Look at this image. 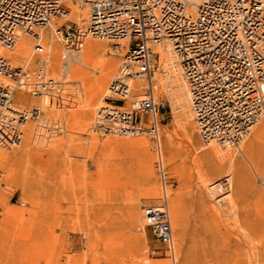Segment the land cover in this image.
Returning <instances> with one entry per match:
<instances>
[{"label": "rangeland", "instance_id": "374dc122", "mask_svg": "<svg viewBox=\"0 0 264 264\" xmlns=\"http://www.w3.org/2000/svg\"><path fill=\"white\" fill-rule=\"evenodd\" d=\"M82 9L88 12L85 5ZM65 24L84 25L66 21L61 26ZM55 32L50 31L55 49L63 52L58 58L41 53L27 60L3 51L13 67L32 74L47 61L49 77L78 84L79 92L74 108L66 109L43 105L26 89L29 98L23 101L21 88L14 91L16 109L38 108L42 114L23 128L19 147H0V264H172L142 221V208L160 206L164 193L151 137L92 131L126 49L86 39L91 47L73 51L55 38ZM30 39L31 52L35 42ZM68 54L78 58L70 60ZM111 59L117 64L101 101L84 118L81 111L91 85ZM164 65L158 60L154 97L162 161L170 180L166 199L176 264H264V117L238 150L207 146L194 119L189 137L182 115L191 106L184 105L169 83L160 86L177 68ZM140 139L149 144L147 151L131 144ZM213 148L220 152L209 154ZM225 175H232L234 186L227 207L219 209L207 187Z\"/></svg>", "mask_w": 264, "mask_h": 264}, {"label": "built area", "instance_id": "2783aa9c", "mask_svg": "<svg viewBox=\"0 0 264 264\" xmlns=\"http://www.w3.org/2000/svg\"><path fill=\"white\" fill-rule=\"evenodd\" d=\"M88 10L84 25L60 26L55 38L79 51L86 39L127 42L118 76L108 85L105 106L99 108L92 130L103 136L133 137L146 133L160 158L157 114L152 91L156 69L153 47L170 44L190 96L199 137L205 144L239 149L241 142L264 116V7L260 0H202L195 12L180 0H82ZM63 0H0V147H17L26 122L42 110L12 108L16 88L44 98L49 106L73 109L75 86L55 82L41 66L33 75L13 67L3 56L31 35L33 52L42 53L40 37L53 17H64ZM149 86L134 105L129 81ZM162 205L142 208L144 226L164 246L172 264L174 240L165 191L170 180L160 159L156 162ZM207 190L211 202L223 207L231 190L228 177Z\"/></svg>", "mask_w": 264, "mask_h": 264}, {"label": "bare ground", "instance_id": "6f19581e", "mask_svg": "<svg viewBox=\"0 0 264 264\" xmlns=\"http://www.w3.org/2000/svg\"><path fill=\"white\" fill-rule=\"evenodd\" d=\"M180 1L185 3L189 7V10L191 12H195L197 6L202 2V0H180ZM260 2L262 3V6L264 7V0H260ZM82 5H85L82 0H63V7H64V9L66 11V14L64 15V17H53L51 19V21L49 22V24L44 29H42L41 31H39L37 33L39 35V37H40V46L43 48L42 54L43 53L44 54L45 53H47V54L49 53L52 56L57 57V58L61 56V53H63V52L59 53V51H57L55 49L54 40L51 37L50 31H53V30L55 31L58 27H60L66 21H70V22L73 21V22H76V23H78L80 25L84 24L85 21L88 18V12L82 9ZM57 18H64V20H57ZM63 26H69V25L65 24ZM77 26H79V25H77ZM44 30H45V32H44ZM18 35H19V41L17 42L16 46L11 51H8L9 54H11V56L16 57V58H20V57L26 56L27 60H31L32 59V55L34 54V52H33V50L30 52V49H31L30 43L32 42V39H30V38H34V37H32L31 35L25 34V33H19ZM93 40H95V39H93ZM98 41L100 42L101 40H98ZM31 45H32V43H31ZM117 45H119L118 48H121V49L125 48L126 49L127 42L125 40L119 41V42H117ZM87 47H91V45H90L89 41L85 40L82 48H87ZM153 53L156 55V68H157L158 60H159V66L162 65V63H163V64H165L164 66H166V69L172 68L173 65H174V67H177L176 70L171 73V75L169 76L168 79H166V78H162L161 79L160 86L162 85V87H163V85H165L166 83H169L172 86L173 89L177 90L176 94L179 95V97H181L183 99L184 105L190 104V106H191L190 96H189V93H188V89H187L186 83H185V81L183 80V78L181 76L180 69H179V67L177 65V62H174V61H176V59H175V56L173 54L172 47L170 46V44L164 43V44H162L160 46L153 47ZM2 54H3V52H2ZM42 54H39V55L41 56ZM68 58L70 60H73V59L76 60L78 58V56H76V54H71V55L68 54ZM47 63H48L47 61H43V64L41 66L46 67V69H47V65H46ZM174 63H176V64H174ZM83 64H84V62H83ZM116 64H117L116 59H111L108 62L107 66L105 68H103L102 71H100V75L95 79L94 83L91 85V88L89 90V98L87 99L88 101H86L85 106H84L85 110L81 111V114H82V116L84 118H86L87 115H89L88 112H90L91 109H93L101 101V97H102V95H103V93L105 91V88H106V85L108 83V80L111 77V75L113 73V68L116 66ZM24 69L26 71H28L26 68H24ZM64 72L65 73L68 72L67 71V67L65 68ZM154 73H155V71H154ZM31 75H33V74L30 73V76ZM177 75H178V78H177ZM51 79L54 80L55 82L66 83V82L57 81V80H55L53 78H51ZM155 81H156V77L155 78L153 77L152 78V83H151L152 84L153 95H154V90H156L158 88L157 86H155ZM69 84H73V86H75V89H76L75 90V96H76V104H77L78 92H79V89L77 88L78 84L68 83V85ZM79 86H80V84H79ZM129 86H130V89H131V97L128 99V104L132 103V105H134L137 101H139L140 99H142L144 97V95H141L138 98H134L135 94L136 93H144V89H146V87L149 86V85L147 84L146 81H143V80H131V81H129ZM163 92H164V90H163ZM14 94L12 96V108L16 109L14 107ZM18 95H19V99H21L23 101H27L28 98H29L28 94L26 93L25 89H23V88L19 89ZM37 98H41V97H37ZM41 100H42L41 103L43 105H45L47 103V101L44 100V98H41ZM103 106H105V104H103L99 108H101ZM50 107H52V106H50ZM66 109H68V108H66ZM16 110H19V109H16ZM21 111H23V110L21 109ZM25 111H29V110L25 109ZM182 117H183V120H185V123H183V127L185 128L186 131H188V134H189V137H190L191 136V130L193 128L192 120L194 119V116H193L191 108L190 109L186 108L185 113L182 115ZM263 117L261 118V120L254 127H256L262 121ZM36 119H38V117ZM29 121L26 122L24 127L28 125ZM157 122H158V120H157ZM157 125H158V123H157ZM253 128H252L251 131H253ZM251 131H250V133H251ZM28 132H30V130ZM28 132H27V137L29 138L30 133H28ZM139 135H146V133H140V134H138L136 136H139ZM136 136H133V137L114 136V137L134 138ZM22 137H23V132H22V135H21V142H22ZM158 138H159V147H160V158L158 156V159H160L162 164H163V161H162L163 156L161 154L159 130H158ZM244 140H243V142H244ZM21 142H20V144L17 147H19L21 145ZM243 142H241V144ZM131 144L133 146H135L138 150L147 151L149 149V144L145 140H141V139L137 140V141L135 140V141H132ZM210 144H216V143L211 142V143H208L206 145L208 146ZM241 144H240V147H241ZM216 145H218V144H216ZM240 147H239V149H240ZM13 148H16V147L4 148V149L11 150ZM220 148L223 149V150H226V149L238 150V149H233V148H228V147H226V148L220 147ZM219 152L220 151L217 148H213V149H211L209 154L217 155ZM234 167H235V165H234V161H233V163L231 164V168L233 169ZM224 177H228V181L230 182L231 190L227 193V195L224 198L225 204L223 205V207H218L219 209H221V208L225 209L227 207V200H228L229 196L232 194V186H234V181H233L232 175H225V176H223L221 178H224ZM221 178H219L218 180H216V181L212 182L211 184H209L210 188L208 186L207 190H208V188L209 189H214L215 187H218V186L215 185V183H217V181H219ZM165 194H166V191H165ZM1 196L2 195H1V192H0V199H1ZM21 204H23V202H21ZM165 206H166V208L168 210L167 199H166V205ZM154 207H156V206H154ZM157 207H159V206H157ZM168 212H169V210H168ZM169 214H170V212H169ZM170 220H171V214H170ZM142 221H143V216H142ZM171 227H172V222H171ZM172 234H173V240H174L173 227H172ZM174 256H175V260H176L175 242H174Z\"/></svg>", "mask_w": 264, "mask_h": 264}]
</instances>
